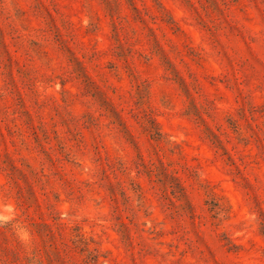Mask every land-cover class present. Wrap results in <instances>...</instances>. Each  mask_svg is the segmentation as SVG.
<instances>
[{
	"label": "rangeland",
	"instance_id": "obj_1",
	"mask_svg": "<svg viewBox=\"0 0 264 264\" xmlns=\"http://www.w3.org/2000/svg\"><path fill=\"white\" fill-rule=\"evenodd\" d=\"M0 264H264V0H0Z\"/></svg>",
	"mask_w": 264,
	"mask_h": 264
}]
</instances>
